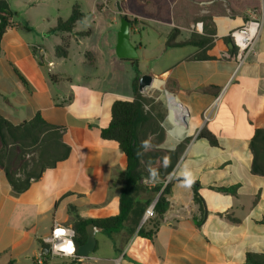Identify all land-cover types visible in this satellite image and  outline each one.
Returning a JSON list of instances; mask_svg holds the SVG:
<instances>
[{
    "label": "crops",
    "instance_id": "1",
    "mask_svg": "<svg viewBox=\"0 0 264 264\" xmlns=\"http://www.w3.org/2000/svg\"><path fill=\"white\" fill-rule=\"evenodd\" d=\"M41 1L21 3L34 6ZM6 2L15 15L0 46V116L17 126L40 115L48 127L32 145L27 161H57L20 193L13 192L0 168V264H35L54 225L72 228L76 218L118 215L127 160L114 142L101 137V131L110 123L112 104L133 99L140 61L118 58L117 40L96 50L72 52L83 32L51 33L61 18L59 10L52 16L43 11L26 16L14 0ZM114 2L100 0L97 13L112 6V13L121 16ZM170 4L174 19L135 17L129 36L139 55L145 47L135 35L147 28L157 30L158 50L147 57L157 65L156 72L148 75L162 87L167 81L176 87L173 95L182 106L184 123L173 115L174 102L165 94L169 109L165 119L171 128L161 147L173 150L188 140L167 178L169 207L152 240L137 231L130 235L127 223L110 235L96 230L94 251L76 264H246L247 253L264 255V175L252 173L250 149L256 130H264V0H171ZM248 12L262 21V28L255 55L237 69L223 55L235 52L229 34L243 26ZM196 23H201L200 31L191 29ZM63 40L68 42L67 56L57 58L54 49ZM189 40L192 44L166 46L168 41ZM201 130L212 134L216 145L199 139ZM192 181L199 185L207 211L199 226L194 221L199 206L193 200ZM216 188H234V193ZM149 197L143 192L137 199ZM72 261L47 258L44 264Z\"/></svg>",
    "mask_w": 264,
    "mask_h": 264
},
{
    "label": "trees",
    "instance_id": "2",
    "mask_svg": "<svg viewBox=\"0 0 264 264\" xmlns=\"http://www.w3.org/2000/svg\"><path fill=\"white\" fill-rule=\"evenodd\" d=\"M112 1H119L125 16L133 17L128 20L131 29L134 28L135 17L169 21L176 16L174 10L170 8L171 0ZM14 15L15 12L10 10L6 0H0V46L3 35L12 25L11 19ZM83 17L84 14L80 11L79 6L74 4L68 18H58L55 27L50 32L72 34L76 24L81 22ZM88 34L87 31L81 36ZM173 37L174 34L170 36V39ZM189 44H192L191 40L183 43L168 41L166 46ZM67 50L68 42L63 40L55 47V56L65 58ZM86 57L90 58L91 54L87 53ZM138 79H135L133 83V99L131 101H115L111 106L110 123L101 131V137L114 142L125 154L127 160L126 171L122 175L124 188L119 194V213L116 216L99 220L76 218L72 225L76 250L85 243L87 237L85 229L90 223L97 225L108 235L120 231L127 223L130 226V235L137 231L138 236L152 240L169 207L168 197L171 193V184L166 181L188 140H182L173 150L161 147L165 140V132L153 109L151 107L148 111L144 109L146 101L138 90ZM164 88L169 94L177 92V88L172 87L168 81ZM47 127L40 115H37L29 123L17 126L0 116V168L13 192H23L28 188L31 180L38 179L47 167L55 165L57 159L45 161L40 158L32 160L30 163L26 159L32 145L38 143L43 129ZM197 137L205 139L211 145H216L214 136L206 130H201ZM250 149L253 154L252 173L264 175V130H256L250 141ZM67 154L68 150L63 157ZM19 174L20 176H18ZM144 180L149 181L151 185H143L142 181ZM216 190L222 193H234V188H216ZM198 191L199 185L192 181L193 200L199 206V217L194 221L199 226L205 219L207 211ZM143 192H147L150 197L140 201L137 196ZM158 194L159 197L152 209L153 215L148 217L138 228L144 211ZM78 260L79 258H76L70 264H76ZM245 262L246 264H264V255L247 253Z\"/></svg>",
    "mask_w": 264,
    "mask_h": 264
},
{
    "label": "rangeland",
    "instance_id": "3",
    "mask_svg": "<svg viewBox=\"0 0 264 264\" xmlns=\"http://www.w3.org/2000/svg\"><path fill=\"white\" fill-rule=\"evenodd\" d=\"M99 2L100 0H42L39 5L29 6L22 4L21 0H14V6L16 4L20 10H25L27 12L25 14L26 16H29L32 12L36 13L41 11L52 16L55 14L56 10H59L61 18H66L70 13L72 4H77L80 11L84 14V17L81 22L77 23L75 30H73V34L75 35L76 32L85 33L87 31H92L94 29V25L97 29L92 31V34L89 36H82L81 42L77 41L74 43L71 48L72 52H74L79 51L81 48H87L88 50H96L97 47L103 48V44L106 41L112 44L116 42V33L120 28L121 16L112 13V6L109 7L110 10L105 11L104 13H97L96 6L98 5L96 4ZM103 6L108 7L105 4H103ZM93 13L97 14V18L94 20L92 18ZM25 15L21 14L23 18ZM156 31L157 30L155 28H147L144 32H141L140 35H135L134 37H137V40L145 47V51L143 53H139L138 55V59L140 61V77L142 75H148L149 72H151L152 75L156 72L154 68L157 65L153 62V60H147V57L150 54L157 52L158 50L155 38ZM132 37L133 35L131 38ZM52 39L55 38L53 37ZM50 57L57 61L53 53ZM153 85L154 87H147L141 93L146 101L144 109L146 111H148L150 107L153 109V112L159 119L160 126L163 128L166 135V131L171 128L167 118L165 119L169 111L165 98L166 91L160 82H153ZM27 154L29 157L27 160L31 159L32 153L29 151Z\"/></svg>",
    "mask_w": 264,
    "mask_h": 264
},
{
    "label": "built area",
    "instance_id": "4",
    "mask_svg": "<svg viewBox=\"0 0 264 264\" xmlns=\"http://www.w3.org/2000/svg\"><path fill=\"white\" fill-rule=\"evenodd\" d=\"M259 1L263 2V0ZM201 26V23H196L191 26V29L200 31ZM261 28L262 21L253 12H248V19L243 26L229 34L235 52L231 55L224 54L223 56L232 61L237 69L243 66L250 57L255 55V44L259 38ZM47 66L51 67L52 63H47ZM207 119L208 115H205V120ZM147 183L151 184L150 182ZM152 215L153 210L147 209L145 212L146 219ZM74 236L75 234L71 227L54 225L49 235L43 239L47 252L45 254H39L35 260V264H44L47 258H61L65 260L79 258L76 254Z\"/></svg>",
    "mask_w": 264,
    "mask_h": 264
},
{
    "label": "water",
    "instance_id": "5",
    "mask_svg": "<svg viewBox=\"0 0 264 264\" xmlns=\"http://www.w3.org/2000/svg\"><path fill=\"white\" fill-rule=\"evenodd\" d=\"M115 9L118 11V13L121 15L120 19V28L117 33V42L115 46V54L120 59H128V60H135L138 58L137 50L135 46L130 42V24L127 19V17L124 15V12L122 10V7L119 5V1L114 2ZM154 78L150 75H142L138 79V90L142 93L143 90L153 83ZM166 91V90H165ZM166 93H168L166 91ZM169 94V93H168ZM172 97L175 98L173 94H169ZM178 103V102H177ZM179 107H182L178 103ZM159 197V194L156 195L153 202L149 205L148 209H153L157 199ZM146 220L145 215L143 216L138 228L143 224V222ZM101 228L97 225H94L92 223L88 224L86 226V241L83 245L79 246L76 250V254L79 258H86L88 255H90L96 246V240H95V232L96 230H100ZM47 252V249H44V254Z\"/></svg>",
    "mask_w": 264,
    "mask_h": 264
},
{
    "label": "bare ground",
    "instance_id": "6",
    "mask_svg": "<svg viewBox=\"0 0 264 264\" xmlns=\"http://www.w3.org/2000/svg\"><path fill=\"white\" fill-rule=\"evenodd\" d=\"M168 96H169V98H171L172 100H173V102H174V107L172 106V111H173V115L175 116V118H177V119H179V117H180V119H181V121H183V123L185 122V120H184V118L181 116V112H180V107L178 106V103H177V101H176V99L174 98V97H172L171 95H169L168 93H166ZM176 109V110H175ZM177 113H178V115H177ZM179 116V117H178Z\"/></svg>",
    "mask_w": 264,
    "mask_h": 264
},
{
    "label": "snow or ice",
    "instance_id": "7",
    "mask_svg": "<svg viewBox=\"0 0 264 264\" xmlns=\"http://www.w3.org/2000/svg\"><path fill=\"white\" fill-rule=\"evenodd\" d=\"M69 250H70V246H69Z\"/></svg>",
    "mask_w": 264,
    "mask_h": 264
}]
</instances>
